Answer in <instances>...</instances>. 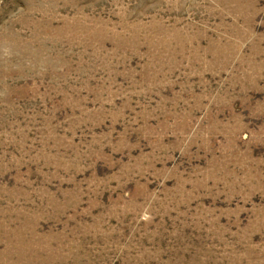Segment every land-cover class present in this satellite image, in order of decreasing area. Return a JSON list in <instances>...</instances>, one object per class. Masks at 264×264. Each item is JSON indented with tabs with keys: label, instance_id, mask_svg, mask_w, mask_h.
<instances>
[{
	"label": "rangeland",
	"instance_id": "374dc122",
	"mask_svg": "<svg viewBox=\"0 0 264 264\" xmlns=\"http://www.w3.org/2000/svg\"><path fill=\"white\" fill-rule=\"evenodd\" d=\"M0 264H264V0H0Z\"/></svg>",
	"mask_w": 264,
	"mask_h": 264
}]
</instances>
